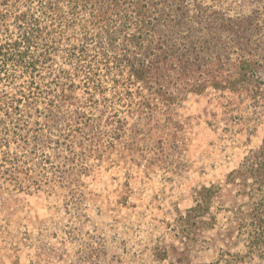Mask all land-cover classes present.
Returning a JSON list of instances; mask_svg holds the SVG:
<instances>
[{
  "label": "rangeland",
  "instance_id": "rangeland-1",
  "mask_svg": "<svg viewBox=\"0 0 264 264\" xmlns=\"http://www.w3.org/2000/svg\"><path fill=\"white\" fill-rule=\"evenodd\" d=\"M115 3L0 0V264H264L254 179L237 172L264 139V99L149 93Z\"/></svg>",
  "mask_w": 264,
  "mask_h": 264
},
{
  "label": "trees",
  "instance_id": "trees-1",
  "mask_svg": "<svg viewBox=\"0 0 264 264\" xmlns=\"http://www.w3.org/2000/svg\"><path fill=\"white\" fill-rule=\"evenodd\" d=\"M112 2L122 9L118 16L123 24L118 27L130 31L125 33L129 48L123 61L136 82L149 93L158 94L168 103L208 88L246 91L253 98L264 99L263 12L254 9L228 15L196 0ZM38 34L36 30L27 31L24 40ZM243 167L254 179L246 193L256 204L252 210L256 221L250 223V228L263 241L264 139L237 172Z\"/></svg>",
  "mask_w": 264,
  "mask_h": 264
}]
</instances>
